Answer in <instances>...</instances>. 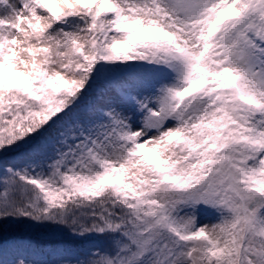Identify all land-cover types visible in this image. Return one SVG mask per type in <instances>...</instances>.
Here are the masks:
<instances>
[{
  "label": "snow or ice",
  "instance_id": "obj_1",
  "mask_svg": "<svg viewBox=\"0 0 264 264\" xmlns=\"http://www.w3.org/2000/svg\"><path fill=\"white\" fill-rule=\"evenodd\" d=\"M9 224L78 246L0 264H264V0H0Z\"/></svg>",
  "mask_w": 264,
  "mask_h": 264
},
{
  "label": "rangeland",
  "instance_id": "obj_2",
  "mask_svg": "<svg viewBox=\"0 0 264 264\" xmlns=\"http://www.w3.org/2000/svg\"><path fill=\"white\" fill-rule=\"evenodd\" d=\"M16 153H9V157H11V156H13V155H15ZM202 221L203 222H207L206 220H204L203 219V216H202ZM13 225L12 224H9V225H6V226H3L2 228H0V231H5V230H10L11 229V227H12ZM25 229H27V231L29 232H39V233H41L43 236H50V235H52V234H55V233H57V234H67V233H65V232H62V231H56V230H53V229H43V228H37V227H29V226H27V225H24L23 226V228H22V232L25 230ZM68 245H70V246H73V247H76L74 244H68Z\"/></svg>",
  "mask_w": 264,
  "mask_h": 264
},
{
  "label": "trees",
  "instance_id": "obj_3",
  "mask_svg": "<svg viewBox=\"0 0 264 264\" xmlns=\"http://www.w3.org/2000/svg\"><path fill=\"white\" fill-rule=\"evenodd\" d=\"M12 230V229H11Z\"/></svg>",
  "mask_w": 264,
  "mask_h": 264
}]
</instances>
